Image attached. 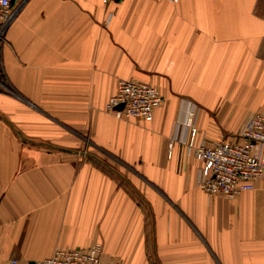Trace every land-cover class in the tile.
Instances as JSON below:
<instances>
[{"label": "crops", "instance_id": "obj_1", "mask_svg": "<svg viewBox=\"0 0 264 264\" xmlns=\"http://www.w3.org/2000/svg\"><path fill=\"white\" fill-rule=\"evenodd\" d=\"M7 37L23 96L0 92V264L94 243L120 264H264V175L209 194L187 126L236 141L264 109V0H26ZM120 79L159 86L152 118L108 109Z\"/></svg>", "mask_w": 264, "mask_h": 264}, {"label": "built area", "instance_id": "obj_2", "mask_svg": "<svg viewBox=\"0 0 264 264\" xmlns=\"http://www.w3.org/2000/svg\"><path fill=\"white\" fill-rule=\"evenodd\" d=\"M25 1L0 0V40H5L6 29ZM163 103L164 95L158 86L135 79H120L117 91L110 97L107 106L118 116L149 119ZM194 117L195 113L191 112L187 120L190 131L188 149L203 164L201 187L209 194L228 198H237L244 191L253 189L256 181L264 175V109L247 116L236 141L220 139L212 144L198 140L199 130ZM9 264H18V260L11 258ZM35 264L120 263L105 258L103 245L94 243L88 248H58L51 256Z\"/></svg>", "mask_w": 264, "mask_h": 264}, {"label": "rangeland", "instance_id": "obj_3", "mask_svg": "<svg viewBox=\"0 0 264 264\" xmlns=\"http://www.w3.org/2000/svg\"><path fill=\"white\" fill-rule=\"evenodd\" d=\"M8 28L6 29V31L4 33V36L6 37L5 40L4 39L0 40V74L2 76L0 78V92L9 93V94H12V95L14 94V95H18V96H23L22 95V92L16 90L12 86V84L10 83V80L8 78V75L6 74V70H5V66H4L3 49H4V46L6 44H8V37H7ZM87 141H89V136L88 135H87ZM92 150H95V149L92 148V146L91 147L89 146L87 149H85V150L82 151L81 156L82 157H86V158H94L95 153L98 152V151L95 150V153H92L91 152ZM74 152H76L77 154H79V151H74Z\"/></svg>", "mask_w": 264, "mask_h": 264}, {"label": "water", "instance_id": "obj_4", "mask_svg": "<svg viewBox=\"0 0 264 264\" xmlns=\"http://www.w3.org/2000/svg\"><path fill=\"white\" fill-rule=\"evenodd\" d=\"M122 107V106H121ZM32 264H35V262H33Z\"/></svg>", "mask_w": 264, "mask_h": 264}, {"label": "trees", "instance_id": "obj_5", "mask_svg": "<svg viewBox=\"0 0 264 264\" xmlns=\"http://www.w3.org/2000/svg\"><path fill=\"white\" fill-rule=\"evenodd\" d=\"M2 76H1V74H0V78H1Z\"/></svg>", "mask_w": 264, "mask_h": 264}]
</instances>
